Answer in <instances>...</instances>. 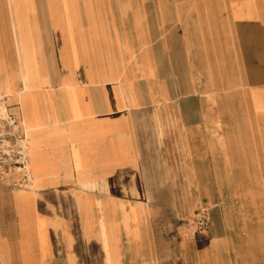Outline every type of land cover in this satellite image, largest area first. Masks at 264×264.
Listing matches in <instances>:
<instances>
[{"label":"crops","instance_id":"obj_1","mask_svg":"<svg viewBox=\"0 0 264 264\" xmlns=\"http://www.w3.org/2000/svg\"><path fill=\"white\" fill-rule=\"evenodd\" d=\"M152 9L114 34L109 3L0 0L34 174L0 190V264H264V0ZM177 169L194 198L160 195Z\"/></svg>","mask_w":264,"mask_h":264},{"label":"rangeland","instance_id":"obj_2","mask_svg":"<svg viewBox=\"0 0 264 264\" xmlns=\"http://www.w3.org/2000/svg\"><path fill=\"white\" fill-rule=\"evenodd\" d=\"M175 1L177 2L178 0H97L98 3H102V4L109 3V5H111L114 34H119L120 29L134 27L136 25V18L140 13L148 14L152 18V15L155 13V11L152 9L153 3L175 2ZM118 30L119 32H117ZM117 40L120 41V37ZM114 43H115V39H114ZM25 85L26 88H30L29 79L27 78V76H25ZM0 95H1L0 96V190L7 189L10 191L11 190L24 191V189H30L29 188L30 178L27 176V174H25L26 171L22 169V166L25 163L24 162L25 158H22L23 155H21L20 152L21 150L25 151L24 142L26 145H28V143L30 142V138L27 137L26 131L25 134L24 132L25 129L23 125L20 126V130L22 129L21 132L19 130V132L16 133L15 128L14 131L10 129L9 121L6 120H11L9 118H15L16 115H18L15 110L16 107L14 108V105L12 104V98H11L12 96H8L7 94H2L1 92ZM3 104H7L9 107V111L7 114L2 110ZM177 125H176V130L178 127ZM173 128L174 127H172L171 129ZM172 141L174 143L175 139H172ZM177 146L179 145L177 144ZM175 152L178 160V163H176V165L180 168L186 167L182 165L183 163H186L185 157H183L184 152L182 151V149L180 152L179 151H175ZM181 154L183 155L182 157ZM29 167L31 171V178L34 180V174L31 167V160H29ZM173 174L174 176H172V178H176L171 181L173 184L161 187L160 195L166 196L167 198H194L196 188L187 185L186 183H189L187 180H183V179L181 181L177 180L176 175H178V179L183 178V177H179L183 175L182 173L181 174L179 173V169H177L176 172H174ZM179 182H181L182 184L178 185ZM93 188L100 195L102 194V192L103 194L104 192H107L105 191L106 188L104 187V184L102 182L96 184V186L92 187V189ZM204 209L205 208L199 209L197 212H195L194 216L189 219L180 218L178 216L173 217V215L168 214L170 218H168L167 216V219H162L161 224L166 227H177V228L184 227L185 230L191 229L194 230L195 233L208 231L211 223L207 227V229L198 227L196 223L199 212ZM177 214H179L178 211Z\"/></svg>","mask_w":264,"mask_h":264},{"label":"built area","instance_id":"obj_3","mask_svg":"<svg viewBox=\"0 0 264 264\" xmlns=\"http://www.w3.org/2000/svg\"><path fill=\"white\" fill-rule=\"evenodd\" d=\"M9 119H11V120H6V121H9L10 129H12L14 131V128H15L16 133L19 132L20 126H22V124H20V118L16 115L15 118H9ZM21 130H20V132H21ZM24 132H25V130H24ZM25 134H26V132H25ZM25 152H26V149H25V151H23V153L20 152L21 155H23L22 158H25V161L24 162H26L27 161V158H28L26 156V153ZM24 165H25V163L23 164V166ZM196 223H197V226L198 227H200V228H206L207 229V227L211 223V214H210L209 210L204 209V210L200 211L199 212V215L197 217Z\"/></svg>","mask_w":264,"mask_h":264},{"label":"bare ground","instance_id":"obj_4","mask_svg":"<svg viewBox=\"0 0 264 264\" xmlns=\"http://www.w3.org/2000/svg\"><path fill=\"white\" fill-rule=\"evenodd\" d=\"M3 106H4V104L2 105V110H3ZM4 110H6L5 109V107H4ZM3 110V112H5ZM6 114H7V112H6ZM24 147H25V149H26V156L28 157L27 158V161L25 162V165L24 166H22V169L23 170H25L26 172H25V174H27V176L29 177V178H31V171H30V167H29V152H28V150H27V147H26V145H25V143H24ZM22 153H23V151H21ZM30 185V184H29ZM29 187V186H28ZM30 188V187H29Z\"/></svg>","mask_w":264,"mask_h":264}]
</instances>
